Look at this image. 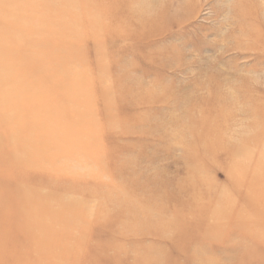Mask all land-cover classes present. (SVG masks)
I'll return each instance as SVG.
<instances>
[{
	"label": "rangeland",
	"instance_id": "obj_1",
	"mask_svg": "<svg viewBox=\"0 0 264 264\" xmlns=\"http://www.w3.org/2000/svg\"><path fill=\"white\" fill-rule=\"evenodd\" d=\"M0 264H264V0H0Z\"/></svg>",
	"mask_w": 264,
	"mask_h": 264
},
{
	"label": "bare ground",
	"instance_id": "obj_2",
	"mask_svg": "<svg viewBox=\"0 0 264 264\" xmlns=\"http://www.w3.org/2000/svg\"><path fill=\"white\" fill-rule=\"evenodd\" d=\"M59 66V65H58Z\"/></svg>",
	"mask_w": 264,
	"mask_h": 264
}]
</instances>
